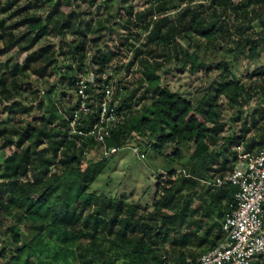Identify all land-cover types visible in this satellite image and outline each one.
<instances>
[{
  "label": "trees",
  "instance_id": "16d2710c",
  "mask_svg": "<svg viewBox=\"0 0 264 264\" xmlns=\"http://www.w3.org/2000/svg\"><path fill=\"white\" fill-rule=\"evenodd\" d=\"M113 1L0 2L7 13L0 17V54L11 46L26 52L21 62H0V112L13 114L0 118V264L196 259L222 238L237 189L209 182L233 168L237 144L264 147V65L254 80L232 69L237 56L254 59L264 50V0H147L140 9L119 0L114 15ZM92 6L105 14L93 15ZM116 19L124 32L113 30ZM199 40L219 46L221 59H201ZM128 52L133 56L125 63ZM172 62L204 71L193 97L161 84ZM135 64L141 67L135 79L113 81V72L127 74ZM54 73L59 77L47 87ZM90 73L92 110L76 127L96 121L100 90L115 84L110 105L122 121L104 143L70 126L79 105L76 81ZM61 89L72 90L71 99L56 93ZM113 146H138L169 168L138 196L93 190L115 156L104 157L102 149ZM185 147L191 151L183 161ZM252 264H264V257Z\"/></svg>",
  "mask_w": 264,
  "mask_h": 264
},
{
  "label": "built area",
  "instance_id": "2783aa9c",
  "mask_svg": "<svg viewBox=\"0 0 264 264\" xmlns=\"http://www.w3.org/2000/svg\"><path fill=\"white\" fill-rule=\"evenodd\" d=\"M93 82V73L76 81L74 92L79 105L70 126L73 133L104 143L111 130L122 121L114 105H110L113 96L112 85H105L100 90L103 98L99 102L96 121L87 128L76 127L77 121L92 110L94 98L91 96L94 93L88 90V86ZM120 150V147H104L102 153L104 157H108ZM132 150L140 158L145 156L138 146H133ZM235 150L233 168L209 182L211 186L216 187L226 184L237 186L234 204L222 223V238L196 259L186 257L183 261H169L168 264H252L264 257V147L250 151L242 144H237Z\"/></svg>",
  "mask_w": 264,
  "mask_h": 264
},
{
  "label": "rangeland",
  "instance_id": "374dc122",
  "mask_svg": "<svg viewBox=\"0 0 264 264\" xmlns=\"http://www.w3.org/2000/svg\"><path fill=\"white\" fill-rule=\"evenodd\" d=\"M33 1L34 0H30ZM0 2H4V0H0ZM130 2L136 7V9H140L144 7L147 0H130ZM200 1H195L192 3V5H197ZM86 5V3H83ZM120 2L119 0H115L112 3L111 8V14L114 15L117 8H120ZM181 7V6H180ZM79 8H84L82 4H80ZM91 11L93 15H96L97 13L105 14L103 8L97 9L95 6H92ZM122 11V10H121ZM123 12V11H122ZM7 13L0 11V17L5 16ZM88 19V17L86 18ZM252 25L254 28H259V24L256 21L252 22ZM114 31H120L124 32V29L122 28L121 20H117L114 22L113 26ZM116 32H113L115 34ZM54 43L58 41L56 37L51 38ZM200 58L204 59V61H217L221 59L222 49L219 48V46H216L215 49H212L211 47H206V44L204 41H200ZM53 43V42H52ZM109 45H114L115 41L112 40L108 43ZM1 45V42H0ZM182 45L184 47H187L192 51L194 49V46L191 45V47L186 44V41H182ZM26 52L24 50L17 49V46H11L6 49L0 54V62L4 61H18L21 62L25 56ZM133 54L129 53L125 56V63L128 62L132 58ZM230 58V57H229ZM264 65V50L259 54L258 57L254 59H249L244 56H237L236 60L234 61L232 65L233 71H237L240 73L241 78H245L248 76V78L251 77L252 80L258 78L256 75H254V71L258 69L260 66ZM167 73L163 74L161 76V84L162 85H168L172 90H176L181 92L185 97L191 98L195 94L194 86L196 84V80L199 78H203L205 73L203 70H199L196 73H191L188 70V65L185 68H180L179 64L172 62L170 64L166 63ZM141 67L139 64H135L132 66L127 72L123 68H119L116 73L113 72L114 79L113 81H117L122 77H126L127 79H135V75H140L141 73ZM110 73V71H109ZM126 75V76H125ZM59 75L58 73H54L51 77H46L48 81H45V85L48 87L52 83L55 82V79H58ZM33 82L35 81L34 78H32ZM66 81V79L64 80ZM113 89L115 88V84L112 85ZM60 87L58 88V90ZM57 90V89H56ZM56 93H63L65 95L66 101L68 99H71L72 90H63L61 89V92ZM258 98V96H255V98L251 101V104H253V101ZM74 100V99H73ZM224 101L225 99L221 98L219 100L220 104L224 107ZM228 115V112L225 110L224 117L226 118ZM13 114H8L6 112H0V118L2 119H12ZM24 120H20V122H23ZM228 124L225 126V130H227ZM238 130V127H236L235 131ZM174 148L173 146H169L167 148V151L170 152ZM12 151L11 148L6 149V154H9ZM191 151V147H185L184 148V154L185 157L183 161H185ZM94 154V153H91ZM90 154V155H91ZM162 158L154 153L149 152L147 155H145L143 158H140L136 153L133 152L132 148H125L123 150H120L118 153L115 154L114 158L112 159V167L103 171V173L93 182L91 189L96 190L98 192L104 190L105 192H109L111 194H126L134 196H138L141 193V189L143 187L150 186L153 184L154 179L157 177V173L160 171L167 170L169 168L168 164H165L164 161L162 162ZM109 177L110 181L108 184L105 185L106 177ZM108 194V193H106ZM118 264H122L121 262H118Z\"/></svg>",
  "mask_w": 264,
  "mask_h": 264
}]
</instances>
